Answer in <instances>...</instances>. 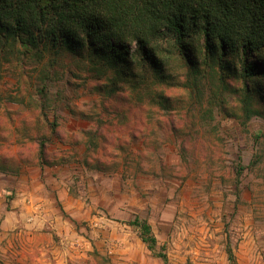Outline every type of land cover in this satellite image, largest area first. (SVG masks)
<instances>
[{"label":"rangeland","instance_id":"rangeland-1","mask_svg":"<svg viewBox=\"0 0 264 264\" xmlns=\"http://www.w3.org/2000/svg\"><path fill=\"white\" fill-rule=\"evenodd\" d=\"M100 62L0 50V264H232L229 246L264 264V98L246 120L175 57L165 81L111 92Z\"/></svg>","mask_w":264,"mask_h":264},{"label":"trees","instance_id":"trees-1","mask_svg":"<svg viewBox=\"0 0 264 264\" xmlns=\"http://www.w3.org/2000/svg\"><path fill=\"white\" fill-rule=\"evenodd\" d=\"M65 49L93 62L98 57V70L112 73L111 92L125 80L135 88L165 81L175 57L195 86L199 75L217 73L238 95L246 120L258 113L254 100L264 98V0H0L3 53L41 58ZM149 72L159 80L146 82ZM130 223L167 262L165 245L156 252L150 221L136 215ZM228 256L235 264L231 246Z\"/></svg>","mask_w":264,"mask_h":264},{"label":"crops","instance_id":"crops-1","mask_svg":"<svg viewBox=\"0 0 264 264\" xmlns=\"http://www.w3.org/2000/svg\"><path fill=\"white\" fill-rule=\"evenodd\" d=\"M5 229V226H4V223L2 222L1 225H0V230H4ZM23 262H27L26 260H22Z\"/></svg>","mask_w":264,"mask_h":264}]
</instances>
